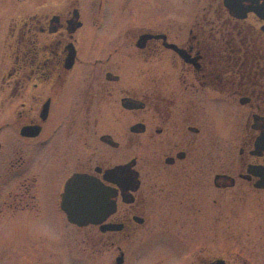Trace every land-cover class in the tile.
I'll return each mask as SVG.
<instances>
[{
    "label": "flooded vegetation",
    "instance_id": "flooded-vegetation-1",
    "mask_svg": "<svg viewBox=\"0 0 264 264\" xmlns=\"http://www.w3.org/2000/svg\"><path fill=\"white\" fill-rule=\"evenodd\" d=\"M235 9L0 0V185L11 198L0 215L35 217L39 187L55 185L61 245L75 264H133L146 252L157 264H241L227 243L196 248L194 227L174 226L226 219L230 192L264 190L251 172L264 168V0ZM10 123L18 142L5 141ZM75 174L109 188L114 208L102 221L77 225L61 209ZM38 245L37 263L31 242L23 263L60 264Z\"/></svg>",
    "mask_w": 264,
    "mask_h": 264
},
{
    "label": "rangeland",
    "instance_id": "rangeland-1",
    "mask_svg": "<svg viewBox=\"0 0 264 264\" xmlns=\"http://www.w3.org/2000/svg\"><path fill=\"white\" fill-rule=\"evenodd\" d=\"M133 66H135L134 63ZM9 119L5 112L3 121ZM3 132L5 141L9 139L10 142H18L17 136L19 135L16 134L12 123L5 127ZM229 147L232 151L235 150L233 142L229 144ZM230 155L233 154L230 153ZM26 160V162L33 161L29 155ZM6 185V183L0 185V193L4 194L0 196V203L11 201ZM39 189L43 197L40 200L41 213L35 217L24 212L16 214L8 212L0 215V264H15V259H19L16 264H28V262L23 263V260L28 259L30 242L33 244L35 263L41 254L42 249L38 245L41 243L51 247L49 249L56 253L60 264H75L68 257L64 246L61 245L60 225L63 215L54 196L56 187L55 185L41 186ZM244 189L241 190L239 197H233V193L230 192V208L226 219L197 218L192 224H189L188 220L185 223L181 220L174 226L194 227L192 241L197 245L196 248L200 245L213 244L215 251L220 252L219 249L223 248L222 244L227 243L229 259L241 264H264V190L248 193ZM10 190L14 192L15 189L10 187ZM69 229L72 230V228ZM154 243H160V241H154ZM16 246L19 247L16 248ZM133 264H157V262L146 252ZM163 264L170 263L165 261Z\"/></svg>",
    "mask_w": 264,
    "mask_h": 264
},
{
    "label": "water",
    "instance_id": "water-1",
    "mask_svg": "<svg viewBox=\"0 0 264 264\" xmlns=\"http://www.w3.org/2000/svg\"><path fill=\"white\" fill-rule=\"evenodd\" d=\"M224 1L230 11L237 14L235 7L241 0ZM30 129L32 127L26 126L21 129V132L28 134ZM251 172L259 176L255 185L264 188V168L256 166L251 169ZM109 194V188L98 179L86 174H75L65 183L61 209L65 212L69 222L77 225L98 223L114 208L113 201L108 200L105 203Z\"/></svg>",
    "mask_w": 264,
    "mask_h": 264
}]
</instances>
